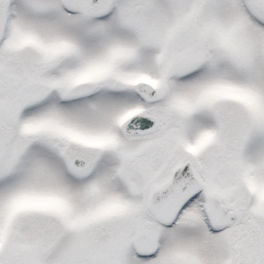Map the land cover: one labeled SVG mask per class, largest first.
I'll return each mask as SVG.
<instances>
[{"label": "snow or ice", "instance_id": "1", "mask_svg": "<svg viewBox=\"0 0 264 264\" xmlns=\"http://www.w3.org/2000/svg\"><path fill=\"white\" fill-rule=\"evenodd\" d=\"M0 264H264V0H0Z\"/></svg>", "mask_w": 264, "mask_h": 264}]
</instances>
